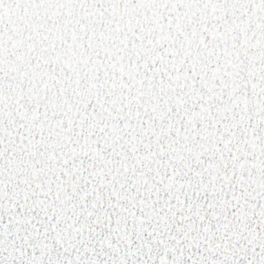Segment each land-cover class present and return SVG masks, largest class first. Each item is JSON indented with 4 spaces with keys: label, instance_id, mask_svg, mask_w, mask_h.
<instances>
[{
    "label": "snow or ice",
    "instance_id": "obj_1",
    "mask_svg": "<svg viewBox=\"0 0 264 264\" xmlns=\"http://www.w3.org/2000/svg\"><path fill=\"white\" fill-rule=\"evenodd\" d=\"M0 264H264V0H0Z\"/></svg>",
    "mask_w": 264,
    "mask_h": 264
}]
</instances>
